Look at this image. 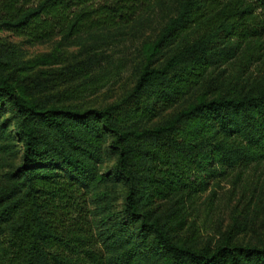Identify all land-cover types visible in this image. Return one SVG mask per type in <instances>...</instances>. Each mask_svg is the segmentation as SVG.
I'll return each mask as SVG.
<instances>
[{
    "label": "trees",
    "instance_id": "trees-1",
    "mask_svg": "<svg viewBox=\"0 0 264 264\" xmlns=\"http://www.w3.org/2000/svg\"><path fill=\"white\" fill-rule=\"evenodd\" d=\"M263 35L264 0H0V264H264L247 215L191 218L264 158ZM127 39L130 87L73 100Z\"/></svg>",
    "mask_w": 264,
    "mask_h": 264
},
{
    "label": "rangeland",
    "instance_id": "rangeland-1",
    "mask_svg": "<svg viewBox=\"0 0 264 264\" xmlns=\"http://www.w3.org/2000/svg\"><path fill=\"white\" fill-rule=\"evenodd\" d=\"M158 16L157 12V19ZM10 38L19 40V37L14 35H10ZM262 38V47L258 51L251 49L253 65L261 63L264 58V35ZM137 42L138 39H127L113 46L111 60L102 65L97 79L79 92V97L72 99L85 105H99L122 95L132 82L130 54ZM52 45L51 41L25 44L24 50L27 56H33L48 51ZM241 63H244L242 54L234 60L231 71L236 70ZM81 203L79 200V204ZM192 207L191 218L202 236L214 234L229 223L234 215L241 216L242 219L247 215L248 225L264 232V158L249 166L238 167L215 180L214 185L204 191ZM71 214L67 217L79 219L76 210H71ZM71 220H68V223Z\"/></svg>",
    "mask_w": 264,
    "mask_h": 264
}]
</instances>
